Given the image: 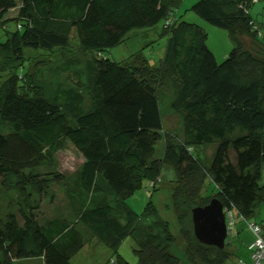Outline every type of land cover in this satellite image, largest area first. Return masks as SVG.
<instances>
[{"label":"trees","instance_id":"16d2710c","mask_svg":"<svg viewBox=\"0 0 264 264\" xmlns=\"http://www.w3.org/2000/svg\"><path fill=\"white\" fill-rule=\"evenodd\" d=\"M182 2L0 0V197L15 189L26 200L7 213L0 200V264H73L93 240L113 250L111 264H133L119 252L128 237L136 242L137 264L246 261L234 247L235 226L219 248L196 238L191 218L193 208L214 197L235 225L252 223L264 206V40L249 11L255 1L191 6L229 32L234 46L221 62L203 26L180 14ZM161 21L168 40L158 61L141 53L120 60L105 54L132 30ZM245 37L258 49L245 46ZM72 42L94 54L85 73L73 54L55 67L62 81L32 73L39 54L72 52ZM174 77L173 109L184 125L179 141L165 137L157 89ZM67 142L84 158L76 177L35 170L55 163ZM207 144L216 145L208 166L199 154ZM165 173L178 231L152 200L142 214L127 202L144 181L158 186ZM56 183L65 184L75 219L45 217L30 200L32 194L45 199ZM254 223L264 226V220Z\"/></svg>","mask_w":264,"mask_h":264},{"label":"rangeland","instance_id":"374dc122","mask_svg":"<svg viewBox=\"0 0 264 264\" xmlns=\"http://www.w3.org/2000/svg\"><path fill=\"white\" fill-rule=\"evenodd\" d=\"M197 0H183L179 10L183 18L190 22H195L203 26L207 34V45L214 52L216 58L221 62L225 56L231 51L234 43L229 35V32L223 28L216 27L191 10V6ZM249 11L252 14L260 32V40H264V0H257L250 5ZM164 21L149 28H137L132 30L123 43L111 48L105 52L115 59H125L136 53H141L142 56L150 58L152 62L158 61L165 51L168 37L162 34ZM74 41V38H71ZM245 46L257 50L258 46L252 44L249 37L242 39ZM259 43H257L258 45ZM260 46V45H259ZM261 47V46H260ZM72 52L67 49H56L53 52L39 54L38 57L33 59L35 63L31 66L32 73L39 78L47 81H58L61 77H57L56 65L72 54L77 55L82 60L81 70L83 73L88 69L87 63L93 59L94 54L85 52L79 48L77 44L72 42ZM11 64V63H9ZM62 81V80H61ZM69 83V82H68ZM70 84V83H69ZM159 94V103L163 116V125L165 129V137L172 139V141H179L184 134L183 118L173 109V102L177 94V79L171 78L165 82L159 83L157 86ZM157 154L163 151V141L157 143ZM216 150L215 144H207L201 147L199 154L202 156L204 163L208 166L212 160ZM55 163L49 161L43 162L35 170L38 173H59L64 175V178L71 180L76 177L78 170L83 164L84 158L78 149L71 143L67 142L64 149L57 152L55 155ZM172 176H170L171 178ZM159 185L154 186L152 181H144L143 186L139 188L133 195L127 198L128 204L138 213L142 214L147 208L148 203L152 200L156 204L158 214L169 221L170 227L173 231H178V223L173 210L171 200V181L166 178ZM261 182L264 184V165L262 169ZM30 190V189H29ZM3 211L16 212L18 208L23 207L26 203L25 198L18 190L4 191L0 197ZM30 200L32 202H39L40 208L38 213L43 216H67L68 218L75 219L77 213L72 206L64 183L52 184L49 189L48 195L42 199L37 194H32ZM192 219V218H191ZM264 220V206L258 211L257 218L251 221L255 222ZM249 221L244 219L238 220L235 225L237 235L234 238V247L237 248L239 255L247 262L251 259V245L246 244L243 235L251 236L250 242L254 244L257 240V235L250 228ZM234 237V236H231ZM230 238V236H229ZM97 242V243H96ZM136 242L132 237L126 238L119 248V252L131 263L137 264L138 256L135 252ZM186 245L182 247L181 251L185 252ZM239 249V250H238ZM250 251V252H249ZM250 256V258H248ZM113 250L98 242L97 240L90 241L85 248H83L72 260L73 264H111ZM231 264H237L236 260L230 259ZM25 264H35L27 260ZM264 264V260L263 263Z\"/></svg>","mask_w":264,"mask_h":264},{"label":"water","instance_id":"95a60500","mask_svg":"<svg viewBox=\"0 0 264 264\" xmlns=\"http://www.w3.org/2000/svg\"><path fill=\"white\" fill-rule=\"evenodd\" d=\"M192 222L194 234L200 242L224 248L230 241L225 209L217 197L204 206L193 208Z\"/></svg>","mask_w":264,"mask_h":264},{"label":"built area","instance_id":"2783aa9c","mask_svg":"<svg viewBox=\"0 0 264 264\" xmlns=\"http://www.w3.org/2000/svg\"><path fill=\"white\" fill-rule=\"evenodd\" d=\"M226 217H227L228 230L230 234L234 229L235 221L233 218V214L231 212H228V214L226 213ZM249 226L257 235V240L253 244V246H251L252 247L251 261L246 262L241 260L239 264H262L264 260V226L254 222L250 223Z\"/></svg>","mask_w":264,"mask_h":264},{"label":"crops","instance_id":"0c3cea01","mask_svg":"<svg viewBox=\"0 0 264 264\" xmlns=\"http://www.w3.org/2000/svg\"><path fill=\"white\" fill-rule=\"evenodd\" d=\"M243 238L245 239V242H247L246 244H248L249 246H250V245L253 246L252 242H250V240L252 239L251 236L247 235V237H245V236L243 235ZM238 250H239V249H238ZM249 252H250V251H249ZM241 257H242V256H241ZM242 258H243V257H242ZM248 258H250V256H249ZM244 259H246V258H244ZM250 261H251V259H250Z\"/></svg>","mask_w":264,"mask_h":264}]
</instances>
